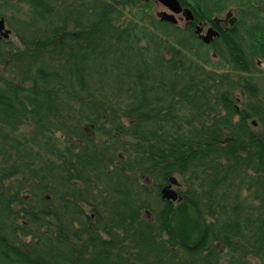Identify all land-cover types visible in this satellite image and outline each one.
<instances>
[{
	"label": "trees",
	"instance_id": "trees-1",
	"mask_svg": "<svg viewBox=\"0 0 264 264\" xmlns=\"http://www.w3.org/2000/svg\"><path fill=\"white\" fill-rule=\"evenodd\" d=\"M178 1L182 29L139 0H0V264H264V26L204 44L193 23L229 0ZM170 176L194 249L168 229Z\"/></svg>",
	"mask_w": 264,
	"mask_h": 264
},
{
	"label": "water",
	"instance_id": "water-1",
	"mask_svg": "<svg viewBox=\"0 0 264 264\" xmlns=\"http://www.w3.org/2000/svg\"><path fill=\"white\" fill-rule=\"evenodd\" d=\"M155 1L168 10V12L161 11L158 13V19L160 21L176 25L177 18L175 16L178 14H181L186 21H193L194 17L191 10L188 7H183L178 0ZM231 15V11L226 12L225 18L222 21L226 23V20L230 17L228 23L233 24L236 18ZM220 21L221 19L219 18H213V23L217 28L210 26L205 30L204 34L200 35V39L203 43H210L212 39L219 34ZM200 29V26L196 25L195 33L199 34ZM10 32L4 18L0 17V37L7 39ZM177 185V179L174 176H170L168 178V183L160 189L161 198L169 200L174 204L167 222L168 229L183 247L194 249L202 241L205 234V227L197 216L194 208L185 199H182L179 192L174 188Z\"/></svg>",
	"mask_w": 264,
	"mask_h": 264
},
{
	"label": "rangeland",
	"instance_id": "rangeland-1",
	"mask_svg": "<svg viewBox=\"0 0 264 264\" xmlns=\"http://www.w3.org/2000/svg\"><path fill=\"white\" fill-rule=\"evenodd\" d=\"M140 1V5H138V13L137 15H139L140 10L143 12H147V14L152 17L153 19H158V13L161 11H165L168 12V10L161 5L160 3L154 1V0H139ZM147 2H151L149 10H147L146 7V3ZM242 4H246V9L247 8H254L255 12H251L252 10H250V12H246L243 11L242 8ZM136 9H132V11H125L122 14V18L125 21H135V17L137 16L135 13ZM231 11L232 12V17H235L236 20L239 19V24H237V30L239 32L240 35H242L243 37L247 36V30L248 27L251 26V23H254V26H264V0H229V3H227L225 5V7L223 8V10L219 13L216 14V17L223 19L225 17L226 12ZM134 15H136L134 17ZM177 18V27L182 29L185 27V20L181 15H176L175 16ZM237 21L234 23L236 24ZM200 26V25H199ZM203 26V30L202 33L204 34L205 30H206V26ZM194 28V25H193ZM8 39H10L13 43L17 44V40L16 38L12 35L9 34ZM202 52H207V55H211V61L213 66H215L217 68L218 71H226V66L224 64H222L216 57L212 56V51L210 49L209 46H205L202 48ZM255 63H256V69L258 70L259 74H261L264 77V60L260 59V58H255ZM261 127L259 125H257L255 127V130L261 134Z\"/></svg>",
	"mask_w": 264,
	"mask_h": 264
},
{
	"label": "flooded vegetation",
	"instance_id": "flooded-vegetation-1",
	"mask_svg": "<svg viewBox=\"0 0 264 264\" xmlns=\"http://www.w3.org/2000/svg\"><path fill=\"white\" fill-rule=\"evenodd\" d=\"M263 12H264V11H263ZM227 22H228V19L226 20V23L223 22V21H221V22H220V27H222V26L227 27V25H228ZM186 25H188V23L185 21V26H186ZM193 25H194V24H193ZM208 25H211V24H208ZM212 26H214V27L216 28L215 25H212ZM206 27H207V26H206ZM203 28H204V27H203ZM201 31H202V29H201ZM201 31H200V32H201Z\"/></svg>",
	"mask_w": 264,
	"mask_h": 264
}]
</instances>
